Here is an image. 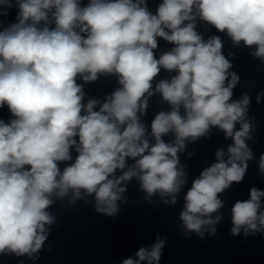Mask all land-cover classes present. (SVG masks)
I'll list each match as a JSON object with an SVG mask.
<instances>
[{"label":"clouds","instance_id":"9594fccd","mask_svg":"<svg viewBox=\"0 0 264 264\" xmlns=\"http://www.w3.org/2000/svg\"><path fill=\"white\" fill-rule=\"evenodd\" d=\"M12 9L15 21L3 26ZM197 17L234 44L255 46L253 55L264 59V0H162L155 14L145 0H88L84 6L81 0H0V108L6 105L14 117L0 120V253L37 252L47 238L45 225L54 222L47 211L52 197L69 190L76 197L81 190L95 194L96 210L115 216L122 183L138 176L149 196L159 192L175 204L186 183L177 153L213 126L233 143L227 159L217 150V162L192 181L180 219L188 232L203 236L209 226L215 233L211 226L220 217L211 214L223 206L218 194L243 180L252 159L245 143L249 97L231 101L239 78L228 72L220 37L205 41L198 34ZM158 38L174 45L159 59L153 51ZM161 68L176 73L155 85L171 110L152 120L150 144L140 115ZM98 74L117 75L121 87L97 111L99 101L83 103L77 78L90 82ZM170 132L175 140L166 143ZM72 149L75 160L61 170V162L72 161ZM128 158L134 164L124 171ZM259 169L264 173V155ZM117 170L123 174L117 177ZM262 197L264 191L252 188L249 199L233 205V235L264 231ZM164 243L141 248L137 259L122 264H158Z\"/></svg>","mask_w":264,"mask_h":264}]
</instances>
